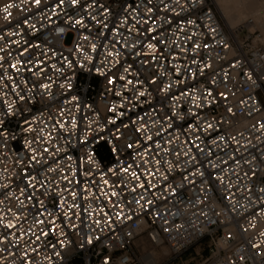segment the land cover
Segmentation results:
<instances>
[{
  "label": "built area",
  "instance_id": "2783aa9c",
  "mask_svg": "<svg viewBox=\"0 0 264 264\" xmlns=\"http://www.w3.org/2000/svg\"><path fill=\"white\" fill-rule=\"evenodd\" d=\"M262 39L212 0L2 2L0 264H264Z\"/></svg>",
  "mask_w": 264,
  "mask_h": 264
},
{
  "label": "rangeland",
  "instance_id": "374dc122",
  "mask_svg": "<svg viewBox=\"0 0 264 264\" xmlns=\"http://www.w3.org/2000/svg\"><path fill=\"white\" fill-rule=\"evenodd\" d=\"M6 1V0H5ZM213 1V0H212ZM256 1V2H255ZM4 2L1 0L0 3ZM230 2L232 12L228 13L226 16L229 18L231 30H235L239 27L246 28L249 32L259 33L261 37L264 39V0H227V3ZM214 3V1H213ZM229 3V4H230ZM254 5L257 8V13H250L242 8L243 5ZM217 14L220 18L221 23L225 26V28L230 31V27L227 26L222 14L220 13L217 5L214 3ZM256 19L258 22H256ZM258 23V24H256ZM245 33V32H244ZM71 40V36L67 38V43ZM205 246V244H203ZM202 246H196L193 249L184 253L181 257L176 260H172L166 263L168 259V250L166 248H162L161 250H157L155 255L159 258V264H200L201 259L198 257V252H200ZM203 258L207 256V253H201ZM194 258V259H192Z\"/></svg>",
  "mask_w": 264,
  "mask_h": 264
},
{
  "label": "bare ground",
  "instance_id": "6f19581e",
  "mask_svg": "<svg viewBox=\"0 0 264 264\" xmlns=\"http://www.w3.org/2000/svg\"><path fill=\"white\" fill-rule=\"evenodd\" d=\"M213 1L217 5V7H218L220 13L222 14L227 26L230 27L231 26L230 25L231 22L229 21V18H227L226 15L228 13L232 12V8H231V6H229V5H231V3L230 2L227 3V0H213ZM230 1H232V0H230ZM247 4L245 3V5L242 6V8L244 10H246V11H248L250 13H257V8L255 7V4L254 5H247ZM256 22H258L257 19H256ZM256 24H258V23H256ZM229 29L231 30V27ZM262 42L264 44V39H262Z\"/></svg>",
  "mask_w": 264,
  "mask_h": 264
},
{
  "label": "snow or ice",
  "instance_id": "6c2138e0",
  "mask_svg": "<svg viewBox=\"0 0 264 264\" xmlns=\"http://www.w3.org/2000/svg\"><path fill=\"white\" fill-rule=\"evenodd\" d=\"M40 2V0H36V3L38 4ZM9 7H10V5H9ZM79 22V21H78Z\"/></svg>",
  "mask_w": 264,
  "mask_h": 264
},
{
  "label": "crops",
  "instance_id": "0c3cea01",
  "mask_svg": "<svg viewBox=\"0 0 264 264\" xmlns=\"http://www.w3.org/2000/svg\"><path fill=\"white\" fill-rule=\"evenodd\" d=\"M1 1V0H0ZM5 1V0H4Z\"/></svg>",
  "mask_w": 264,
  "mask_h": 264
}]
</instances>
